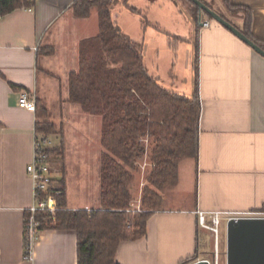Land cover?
<instances>
[{
  "label": "crops",
  "instance_id": "crops-1",
  "mask_svg": "<svg viewBox=\"0 0 264 264\" xmlns=\"http://www.w3.org/2000/svg\"><path fill=\"white\" fill-rule=\"evenodd\" d=\"M73 1L36 0L33 7L0 16V264H78V238L73 229H42L34 259H24L26 212L34 201L33 181L26 167L33 155L38 117L37 111L18 102L23 91L35 95L48 109V103L57 101L51 97L47 72L65 67L59 54L41 57L40 50L56 41L69 20ZM230 1L250 9L251 32L264 41V0ZM229 14L243 27L242 12ZM202 20H209L210 25H198L194 45L189 36L171 34L172 40H184L189 46V67L195 61L192 46L195 57L198 51L199 156L180 162L178 183L165 193L161 209L149 218L146 235L119 244L116 258L122 264H180L201 250L200 232L205 227L199 224V211H257L264 207V55L208 15L202 14ZM96 31L84 33L85 37ZM190 86L184 93L194 92L195 83L194 88ZM60 100L61 105L70 104ZM64 145L66 160L65 137ZM67 205L93 208L87 203Z\"/></svg>",
  "mask_w": 264,
  "mask_h": 264
},
{
  "label": "trees",
  "instance_id": "trees-1",
  "mask_svg": "<svg viewBox=\"0 0 264 264\" xmlns=\"http://www.w3.org/2000/svg\"><path fill=\"white\" fill-rule=\"evenodd\" d=\"M36 0H0V16L22 7H33ZM119 0H74L71 9L78 18H87L93 8L98 14L99 32L79 44V67L69 73L67 101L83 111L102 118L101 206L71 209L66 201L63 125L49 119L48 108L38 98L35 129L49 136L60 134L62 140L47 148L53 162L61 163V176L52 179L50 193L56 198L57 210L51 215L36 214L41 229H73L78 238V264H122L116 258L119 244L141 238L147 233L151 215L161 209L163 194L179 180V164L185 158L199 156L201 98L198 85V51L195 89L192 94L172 90L153 75L144 61L143 47L127 34L113 17ZM190 11L195 19L201 10L194 0ZM204 1L207 5L211 4ZM228 10L244 16L243 27L228 16L248 37L264 48V41L251 32L250 9L223 0ZM128 8L142 14L140 8ZM213 8V7H212ZM144 25L149 20L143 15ZM180 38V37H177ZM197 47V46H196ZM197 49V48H196ZM149 136L154 167L144 188L141 210L131 204V183L135 163L145 154L141 138ZM29 211L26 212V217ZM193 257L180 264L191 262Z\"/></svg>",
  "mask_w": 264,
  "mask_h": 264
},
{
  "label": "rangeland",
  "instance_id": "rangeland-1",
  "mask_svg": "<svg viewBox=\"0 0 264 264\" xmlns=\"http://www.w3.org/2000/svg\"><path fill=\"white\" fill-rule=\"evenodd\" d=\"M169 1L129 0V3L141 9L142 14H138L126 8L122 0H119L113 6L114 19L137 45L143 47L144 61L149 71L155 75L159 74L170 89L186 92L187 89L189 91V85L194 88L196 69L193 63L189 67L190 52L186 50L189 49V46H186L184 40H172L171 34L189 36L194 45L197 40V27L200 20L195 19L190 11L192 5L188 0H171L172 4H169ZM222 1L206 0L215 11L230 17L229 13L232 11L228 10ZM67 15L69 20L59 31L56 41L46 43L40 50L41 57L44 54H59L61 63L65 67V69L59 68L54 72H47L51 77L48 80L51 97L54 98L55 96L57 99V101L48 103L50 108L48 109L49 119L56 122L58 126L61 123L63 125L67 158L62 163L64 166H68L67 203H87L92 207H97L101 206L100 161L101 151L103 152L104 149L101 143L102 118L99 115H92L83 111L80 106L71 102L67 105H61L58 99L61 98L60 103L67 100L65 97H68L69 73L79 67L80 41L93 36L85 37L84 33L90 34L94 30H97L96 34L99 32L98 14L93 8L92 16L90 15L91 17L87 20L76 17L72 9ZM143 15L149 20L147 26L144 25ZM176 42L177 48L175 49L174 44ZM192 47L195 58V46ZM157 68L160 70L159 73ZM162 79H160L161 82H163ZM182 80L184 82H181ZM55 91L57 92L56 95ZM50 139L55 145L62 140L60 134H52ZM141 141L145 143V154L135 163L134 179L131 183L132 199L130 205L134 209L142 205L143 191L149 185L148 177L154 167L151 159L152 139L145 136L141 138ZM83 150L87 151L88 154L83 155L81 152ZM61 165L59 162L51 164V172L54 178L58 179L61 176L59 173ZM219 227L220 234L217 243L220 251V264H226L227 222L225 219H222ZM200 234L201 250L199 249L197 254L193 256L191 262L204 257L213 261L214 233L210 229L202 228Z\"/></svg>",
  "mask_w": 264,
  "mask_h": 264
},
{
  "label": "built area",
  "instance_id": "built-area-1",
  "mask_svg": "<svg viewBox=\"0 0 264 264\" xmlns=\"http://www.w3.org/2000/svg\"><path fill=\"white\" fill-rule=\"evenodd\" d=\"M210 25L209 20H203L202 26ZM36 96L23 91L19 95V105L29 111L36 112L37 103ZM53 145L50 136L35 129L33 142V155L31 161L27 164V172L33 181V204L29 208V216L25 218V243H24V259L32 261L34 259V248L41 235V222L37 219L36 214L39 211L48 214H55L57 210L56 198L50 193V185L52 183L51 164L53 156L47 151L48 147ZM141 210V206L137 207ZM243 216H263L264 207L257 211H239V212H223L213 211L207 213L199 211V224L202 227L210 229L214 233L215 247L213 252V261L204 257L199 259L208 260L209 264H220V251L217 239L220 234V223L222 219L226 222L234 217ZM209 220V221H208Z\"/></svg>",
  "mask_w": 264,
  "mask_h": 264
},
{
  "label": "water",
  "instance_id": "water-1",
  "mask_svg": "<svg viewBox=\"0 0 264 264\" xmlns=\"http://www.w3.org/2000/svg\"><path fill=\"white\" fill-rule=\"evenodd\" d=\"M214 20L229 28L238 37L264 55V48L248 37L234 23L223 17L202 0H194ZM200 24H203L200 14ZM226 264H264V217L243 216L230 218L226 230ZM188 264H209L206 259H197Z\"/></svg>",
  "mask_w": 264,
  "mask_h": 264
}]
</instances>
